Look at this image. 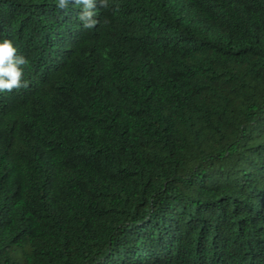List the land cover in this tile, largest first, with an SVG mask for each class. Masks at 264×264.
<instances>
[{
	"label": "trees",
	"instance_id": "16d2710c",
	"mask_svg": "<svg viewBox=\"0 0 264 264\" xmlns=\"http://www.w3.org/2000/svg\"><path fill=\"white\" fill-rule=\"evenodd\" d=\"M0 0V264H264V0Z\"/></svg>",
	"mask_w": 264,
	"mask_h": 264
},
{
	"label": "clouds",
	"instance_id": "9594fccd",
	"mask_svg": "<svg viewBox=\"0 0 264 264\" xmlns=\"http://www.w3.org/2000/svg\"><path fill=\"white\" fill-rule=\"evenodd\" d=\"M56 7L67 11L70 0H55ZM72 5L79 7L78 20L87 29L94 28L98 21L96 16L97 0H72ZM102 8H109V0H99ZM29 61L17 54V49L9 39L0 40V92H12L15 89L27 88L28 82L23 79L24 67Z\"/></svg>",
	"mask_w": 264,
	"mask_h": 264
}]
</instances>
